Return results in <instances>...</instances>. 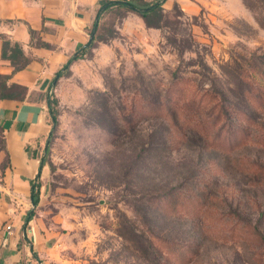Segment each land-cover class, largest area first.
I'll use <instances>...</instances> for the list:
<instances>
[{"label": "rangeland", "instance_id": "rangeland-1", "mask_svg": "<svg viewBox=\"0 0 264 264\" xmlns=\"http://www.w3.org/2000/svg\"><path fill=\"white\" fill-rule=\"evenodd\" d=\"M162 9L103 13L54 87L28 225L47 264H264V0Z\"/></svg>", "mask_w": 264, "mask_h": 264}, {"label": "crops", "instance_id": "crops-1", "mask_svg": "<svg viewBox=\"0 0 264 264\" xmlns=\"http://www.w3.org/2000/svg\"><path fill=\"white\" fill-rule=\"evenodd\" d=\"M101 1L0 0V76L27 90L23 101L0 100V264H47L45 248L24 229L39 166L31 154L52 130L44 95L55 74L92 39ZM3 41L22 47L30 60L25 69L13 72L2 57Z\"/></svg>", "mask_w": 264, "mask_h": 264}, {"label": "trees", "instance_id": "trees-1", "mask_svg": "<svg viewBox=\"0 0 264 264\" xmlns=\"http://www.w3.org/2000/svg\"><path fill=\"white\" fill-rule=\"evenodd\" d=\"M99 5L100 7L96 15L97 18H100V16L103 13L109 11L110 9L124 8L128 11L140 15L149 27L158 26L157 22L161 20V14L163 11L162 0H154L152 2H147L145 0H119V1L104 0L101 1ZM95 26L93 29H95ZM95 33H96V29L94 30V33L92 31L94 37H95ZM31 34L32 36H34V32H32ZM94 37H92V39L87 43L86 48L92 46L95 40ZM84 52L85 50L83 49L80 50L67 61V63L63 66V68L55 74L52 80L53 86L49 90H47V92L44 95L46 98L47 106L49 108V118L52 125V130H54L58 125V109H57L58 101L53 94L54 87L56 86L58 81L66 74V72H69L71 65L75 61L83 59ZM2 57L3 59L8 60L11 63V65L14 68L13 72H18L20 70L25 69L30 63V60L25 56L22 47L18 43H11L10 41H3ZM9 79H10L9 76H0V100L10 99V100L23 101L25 99L27 92L26 88L15 83H9ZM150 128H151V132L148 135H144L140 142L141 153H143V155L141 154V156L144 159L148 158V154L150 153L149 151H151L153 155H156L158 154V151H160L162 148V145L160 143L163 137L162 130L159 129L158 127L155 128L154 125H151ZM145 130H147V128L144 129V131ZM118 132L122 134L121 128H117L116 130L117 135ZM27 151L30 153V150L28 148ZM46 151L48 152V145L46 146ZM31 155L32 158L39 159L41 162L37 177L31 181V201L33 206L36 208L40 203V190H41L40 182H38L37 179H39L41 176L40 172L42 171L45 165V157H40L36 151V148L33 149ZM151 198L152 197H150L149 199ZM160 199H162V196L159 197V195L158 196L156 195L154 196V199H152L150 202L151 204H155V202H157V200ZM33 216H34V212L31 211L28 214L27 219L25 221L24 229L28 228L29 222L33 219ZM148 245L153 248V244L151 245L150 243ZM158 253L159 254L157 256V263L163 264L164 255L161 252Z\"/></svg>", "mask_w": 264, "mask_h": 264}, {"label": "built area", "instance_id": "built-area-1", "mask_svg": "<svg viewBox=\"0 0 264 264\" xmlns=\"http://www.w3.org/2000/svg\"><path fill=\"white\" fill-rule=\"evenodd\" d=\"M86 48V47H85ZM6 230H7V232L11 235V231H12V227H11V225H8L7 227H6ZM29 233L31 234V235H34V230H29Z\"/></svg>", "mask_w": 264, "mask_h": 264}, {"label": "water", "instance_id": "water-1", "mask_svg": "<svg viewBox=\"0 0 264 264\" xmlns=\"http://www.w3.org/2000/svg\"><path fill=\"white\" fill-rule=\"evenodd\" d=\"M98 20H99V18L96 19V24L98 23ZM94 30H95V29H94ZM94 30H93V33H94ZM92 36H93V34H92Z\"/></svg>", "mask_w": 264, "mask_h": 264}]
</instances>
